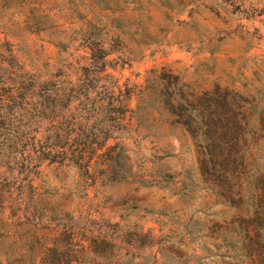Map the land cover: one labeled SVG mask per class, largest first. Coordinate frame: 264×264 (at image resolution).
Instances as JSON below:
<instances>
[{
    "label": "rangeland",
    "instance_id": "1",
    "mask_svg": "<svg viewBox=\"0 0 264 264\" xmlns=\"http://www.w3.org/2000/svg\"><path fill=\"white\" fill-rule=\"evenodd\" d=\"M0 41L39 79L102 47L107 71L134 91L126 129L86 172L45 163L21 220L0 206V264L37 261L52 229L63 262L264 264V0H0ZM151 69L216 84L248 108L238 179L204 173L158 101L138 105Z\"/></svg>",
    "mask_w": 264,
    "mask_h": 264
},
{
    "label": "trees",
    "instance_id": "2",
    "mask_svg": "<svg viewBox=\"0 0 264 264\" xmlns=\"http://www.w3.org/2000/svg\"><path fill=\"white\" fill-rule=\"evenodd\" d=\"M90 44L86 53L69 57L65 70L39 79L23 69L7 41H0V206L12 209L16 220H21L28 199L33 202L38 195L33 179L42 165L67 163L86 172L107 141L126 129L133 86L107 71L112 68L108 53ZM148 73L138 91V105L158 101L169 123L189 134L204 173L225 179L234 172L232 178L238 179L248 161L240 146L245 142L248 108L235 104L237 95L216 84L195 88L162 70ZM115 157L111 152L107 161ZM220 183L231 195L224 181ZM60 235L48 230L43 237L49 245L35 247L38 260L21 264H80L60 260Z\"/></svg>",
    "mask_w": 264,
    "mask_h": 264
}]
</instances>
